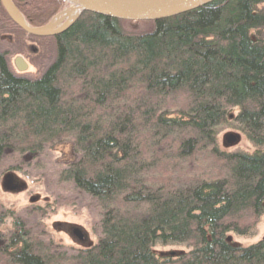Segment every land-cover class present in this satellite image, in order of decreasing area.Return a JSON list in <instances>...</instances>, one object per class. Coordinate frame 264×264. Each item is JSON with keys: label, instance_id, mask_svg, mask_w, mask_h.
<instances>
[{"label": "trees", "instance_id": "trees-1", "mask_svg": "<svg viewBox=\"0 0 264 264\" xmlns=\"http://www.w3.org/2000/svg\"><path fill=\"white\" fill-rule=\"evenodd\" d=\"M13 2L32 26L67 6ZM0 29L28 35L1 0ZM29 36L53 60L28 77L0 48V163L71 141L78 156L56 178L96 201L100 236L69 253L17 220L0 264H264V238L228 240L264 215V0L156 22L85 11L57 36ZM233 117L254 152L220 148ZM157 242L190 249L163 260Z\"/></svg>", "mask_w": 264, "mask_h": 264}, {"label": "rangeland", "instance_id": "rangeland-1", "mask_svg": "<svg viewBox=\"0 0 264 264\" xmlns=\"http://www.w3.org/2000/svg\"><path fill=\"white\" fill-rule=\"evenodd\" d=\"M135 26L140 28L142 24ZM32 40L29 35L0 29V48L9 53L13 70L28 77H34L40 71L42 60L45 67L53 60L50 55L44 59L42 44L33 43ZM19 55L30 65L25 73H19L14 65V59ZM237 113L238 109L235 108L232 114ZM218 143L222 150L228 152L252 153L257 148L240 130L234 117L218 128ZM77 156L71 141L48 145L36 159H27L13 152L5 154L0 163V212L6 213L7 217L0 224V242L10 237L15 230L14 223L19 220L34 232L44 234L45 240L53 243V246L69 253L97 243L100 213L96 201L56 178L57 171ZM76 229L84 234L82 240L75 235ZM262 238L264 215L248 234L230 232L228 235L230 242L240 245H249ZM189 247L183 243L157 242L154 250L163 259L189 250Z\"/></svg>", "mask_w": 264, "mask_h": 264}, {"label": "water", "instance_id": "water-1", "mask_svg": "<svg viewBox=\"0 0 264 264\" xmlns=\"http://www.w3.org/2000/svg\"><path fill=\"white\" fill-rule=\"evenodd\" d=\"M67 2L63 10L58 12L46 24L30 25L13 0H1V4L9 17L28 35L37 37L57 36L69 29L85 12L116 18L130 22L159 21L196 10L216 0H64ZM14 65L19 73L29 70V63L19 55L14 59ZM233 140V137H230ZM79 239L84 234L76 229Z\"/></svg>", "mask_w": 264, "mask_h": 264}, {"label": "flooded vegetation", "instance_id": "flooded-vegetation-1", "mask_svg": "<svg viewBox=\"0 0 264 264\" xmlns=\"http://www.w3.org/2000/svg\"><path fill=\"white\" fill-rule=\"evenodd\" d=\"M34 43H36V44H38V42H36V41H33Z\"/></svg>", "mask_w": 264, "mask_h": 264}]
</instances>
